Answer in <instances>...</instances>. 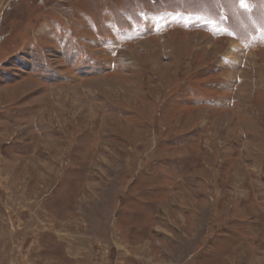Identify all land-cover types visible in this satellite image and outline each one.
Returning <instances> with one entry per match:
<instances>
[{
    "label": "rangeland",
    "instance_id": "374dc122",
    "mask_svg": "<svg viewBox=\"0 0 264 264\" xmlns=\"http://www.w3.org/2000/svg\"><path fill=\"white\" fill-rule=\"evenodd\" d=\"M0 264H264V0H0Z\"/></svg>",
    "mask_w": 264,
    "mask_h": 264
},
{
    "label": "snow or ice",
    "instance_id": "6c2138e0",
    "mask_svg": "<svg viewBox=\"0 0 264 264\" xmlns=\"http://www.w3.org/2000/svg\"><path fill=\"white\" fill-rule=\"evenodd\" d=\"M242 2H243V0H242Z\"/></svg>",
    "mask_w": 264,
    "mask_h": 264
},
{
    "label": "bare ground",
    "instance_id": "6f19581e",
    "mask_svg": "<svg viewBox=\"0 0 264 264\" xmlns=\"http://www.w3.org/2000/svg\"><path fill=\"white\" fill-rule=\"evenodd\" d=\"M22 233V232H21Z\"/></svg>",
    "mask_w": 264,
    "mask_h": 264
}]
</instances>
